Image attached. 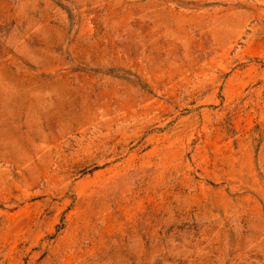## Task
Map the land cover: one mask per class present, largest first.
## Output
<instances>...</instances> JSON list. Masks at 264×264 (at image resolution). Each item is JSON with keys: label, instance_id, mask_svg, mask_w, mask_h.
<instances>
[{"label": "rangeland", "instance_id": "rangeland-1", "mask_svg": "<svg viewBox=\"0 0 264 264\" xmlns=\"http://www.w3.org/2000/svg\"><path fill=\"white\" fill-rule=\"evenodd\" d=\"M0 264H264V0H0Z\"/></svg>", "mask_w": 264, "mask_h": 264}]
</instances>
